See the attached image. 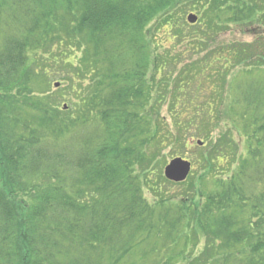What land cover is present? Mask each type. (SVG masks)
I'll return each mask as SVG.
<instances>
[{"label": "trees", "instance_id": "16d2710c", "mask_svg": "<svg viewBox=\"0 0 264 264\" xmlns=\"http://www.w3.org/2000/svg\"><path fill=\"white\" fill-rule=\"evenodd\" d=\"M241 1L230 16L233 0H0V264H264V0ZM191 4L197 38L218 5L212 27L240 56L165 105V43ZM147 25L171 31L151 40ZM229 121L243 137L218 130ZM181 150L197 169L173 183L163 168Z\"/></svg>", "mask_w": 264, "mask_h": 264}, {"label": "rangeland", "instance_id": "374dc122", "mask_svg": "<svg viewBox=\"0 0 264 264\" xmlns=\"http://www.w3.org/2000/svg\"><path fill=\"white\" fill-rule=\"evenodd\" d=\"M244 3L245 2L241 1V0H233V12L230 11L229 15L233 16L234 15V9L238 8V6H241ZM193 6H194V10H193ZM217 7H218V5L216 4L214 7L209 8L207 10V12L204 11V13H203L204 15H207L204 29H206V31L208 33H212V35L209 34V35L204 36V32H202L200 35H203L205 38L204 37L197 38L196 30H195L197 26L196 27H193V26L196 24H198V25L201 24L200 12L198 11V9H201V7L199 5L196 6L195 4L182 6L184 13L180 14V19L185 24V28H183V32H181L182 31L181 29L175 28V31H176L177 35L179 36L178 37L179 41L177 40V38H175V36L174 37L171 36V38L168 39V42L165 43V46H166V49L170 55L166 54V59H164V58L162 59V62H164V64H165V67H164L166 69L165 74H168V75L173 77V80L169 81V85H172V86L168 87L169 89L173 90V93H166L165 94V99H164L165 105H168L169 103L173 102V99H174V101H181L182 100V98H181L182 93L180 94V97H179L178 93H175V92H181V89H184V90L186 89V91L189 95L191 94V92L193 93V92L200 90V88L197 89V86H199V84H200L201 90L206 89L207 88L206 82H208L209 78H211L212 74H213L211 72L216 71L215 73H217V71H219V72L222 71L223 67L226 65L225 60L231 62L232 60H234L235 58L240 56V51H241L242 45L233 41V38H234L233 31L229 30L227 28H224V27H223V29H219V30L217 28L214 29L212 27L213 22H212V19L209 17L208 13H209V11H212L213 16L217 15L218 13L215 12V9ZM222 11H226V8H225V10H222ZM222 11H219V13L227 15L226 12L223 13ZM175 14H178V12H176ZM162 16L163 15L160 13L157 16H155V18L153 20V24L158 22V20L161 19ZM201 20L203 21V18H201ZM226 20H227V18H226ZM156 28H157V25H154V29L149 28V26L147 25L145 30L143 29L144 30L143 33L144 34L146 33L145 36L148 39L152 40L156 35L159 34V30H161V32H160L161 36H163L165 33H168L171 31L168 27H163L162 29L159 27H158V29H156ZM175 31L173 30L172 35H176ZM236 32H239V31H236ZM190 33L192 36L190 35ZM198 33H200V32H198ZM203 38H204V40H203L204 42L200 43V41ZM162 39L163 38H161V40ZM244 39H246V42L253 40V39H249V38H244ZM142 41H145L144 37H142ZM44 54H45L44 51H41V55H44ZM252 57H253V59H249V64L247 63V65H245L243 67L236 65L237 69H240V71H243L246 69H251V70L256 69V63H255L256 61L255 60L258 59L257 58L258 56L252 55ZM231 67L233 70H235L234 66H231ZM71 71L74 72L75 70L72 69ZM77 71H75V72H77ZM181 72H184V75H181ZM235 72L238 73L239 76L241 75V73L238 70ZM54 74H57V72H55ZM247 78L248 77H246V80H250V81L253 80L252 82H256V80H257L256 75H252L249 79H247ZM213 79H215V77ZM60 80H62V79H60ZM65 80H67V79H65ZM231 80L232 79H228L227 83ZM190 82H192L193 84ZM53 83H54V81H53ZM209 83H211V81H209ZM212 83H215V82H212ZM57 84H59V86L55 85V89H59L61 87H69V84L68 85H66V84L62 85L60 82H57ZM74 85L77 88V90H81L82 92L86 91V93H88V89H87L88 86L83 83V80L81 78H80V81ZM55 94L57 97L59 96L56 92H55ZM60 95H63V98H64V99L61 98V101H62L61 106H63V110H64V108H68L64 111H68L70 109V107H72V110L75 107L77 110L80 109L81 105H79V103H78L79 99H78V97L76 98V95L71 94V93L69 94V98H71V96H72V99L75 102L74 105L70 101H68V97L65 98V94L61 93ZM212 95L213 94H211L209 101L214 99V97ZM84 99L86 101H90V100H88L89 99L88 96H85ZM220 102H221V106H222L223 101H221V97L218 96L215 103H220ZM186 109H190V107L189 108L186 107ZM174 112H175V109H174ZM169 117H170L169 113H167L166 118L170 119ZM222 127H224L225 131L228 132L229 135H231L232 137H235V138L243 137V132L240 131V128H239L240 126L238 123H236L235 126L233 124H230V121L226 122V123H221L220 128L218 130L223 131ZM218 130H217V134H215L216 136H218ZM222 141H223V139H216V145L222 143ZM223 144H225V143L223 142L221 145H223ZM198 145L200 148H202L204 146L202 141H200L198 143ZM239 145H240V149L236 148V151L237 152L239 151L240 155L244 156L246 153V151H245L246 148H243V150H241L242 149L241 143H239ZM180 152L182 153V157L179 154L172 153L174 155V158L171 159L170 155H168L167 163L169 164L170 161H172L174 159H178V158H182L185 161H189L187 159H184L183 157L192 158L193 154H194V151L188 152L187 150H181ZM195 154H197V153H195ZM195 154H194V156L196 157ZM248 158H249V155L245 159L247 160ZM189 162H191V161H189ZM191 163L193 165L192 170H194V169L196 170L197 166H195L193 164V162H191ZM238 164H239V162L236 163L234 165V167H230L231 169H229L227 171L228 177H230L232 174L237 173L236 171H237ZM167 165L163 168V174H164V171H165ZM221 169L224 170L223 168H221ZM192 173H193V171H192ZM192 173H191V175H194ZM217 174H219V172ZM191 175H190V177H191ZM204 175L206 176V179L204 181H202L201 186L199 188V190H201V192L199 190H197L195 192V195H197V196L201 195V197L204 199V201H208V199L213 196V193H212L213 192V185L217 182H220V180L218 179L219 176L216 175V172L209 171Z\"/></svg>", "mask_w": 264, "mask_h": 264}, {"label": "water", "instance_id": "95a60500", "mask_svg": "<svg viewBox=\"0 0 264 264\" xmlns=\"http://www.w3.org/2000/svg\"><path fill=\"white\" fill-rule=\"evenodd\" d=\"M67 109V108H65ZM192 171V163L182 158L172 160L166 167L165 177L175 183H181L187 180Z\"/></svg>", "mask_w": 264, "mask_h": 264}]
</instances>
